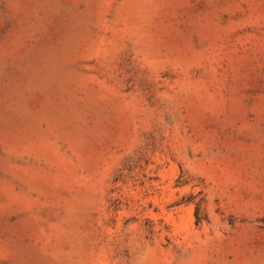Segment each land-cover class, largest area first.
I'll list each match as a JSON object with an SVG mask.
<instances>
[{
	"label": "rangeland",
	"instance_id": "obj_1",
	"mask_svg": "<svg viewBox=\"0 0 264 264\" xmlns=\"http://www.w3.org/2000/svg\"><path fill=\"white\" fill-rule=\"evenodd\" d=\"M0 264H264V0H0Z\"/></svg>",
	"mask_w": 264,
	"mask_h": 264
}]
</instances>
